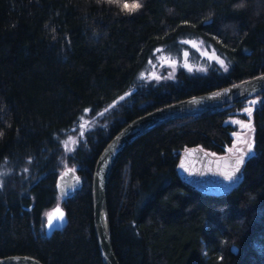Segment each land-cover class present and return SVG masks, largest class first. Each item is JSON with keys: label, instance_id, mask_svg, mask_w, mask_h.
<instances>
[{"label": "trees", "instance_id": "obj_1", "mask_svg": "<svg viewBox=\"0 0 264 264\" xmlns=\"http://www.w3.org/2000/svg\"><path fill=\"white\" fill-rule=\"evenodd\" d=\"M134 2L141 7L123 9ZM184 39L212 47L225 65L182 69L142 87L149 61ZM263 73L264 0H0V259L106 264L93 179L111 139L149 112ZM249 102L253 154L241 186L224 197L188 186L181 155L192 148L229 155L236 132L229 119ZM111 105L104 126L65 153L63 136L81 115ZM69 167L83 186L63 200V226L49 231L43 215ZM107 207L119 264H264V95L140 137L112 172Z\"/></svg>", "mask_w": 264, "mask_h": 264}, {"label": "water", "instance_id": "obj_2", "mask_svg": "<svg viewBox=\"0 0 264 264\" xmlns=\"http://www.w3.org/2000/svg\"><path fill=\"white\" fill-rule=\"evenodd\" d=\"M264 95V73L245 81L181 100L130 121L118 132L100 155L93 179L94 222L99 247L106 264H119L111 242L110 220L107 207V189L112 172L126 150L149 131L169 122L201 115L222 107L254 100ZM251 142H253V134ZM214 157L200 148L186 150L180 158L181 179L194 190L214 197L230 195L243 183L246 160L253 154ZM242 163L237 165V161ZM83 181L73 168L66 169L58 179V195L70 199L81 189ZM58 224L54 221L53 230ZM237 253V249L233 250ZM0 264H43L28 255H13L0 259Z\"/></svg>", "mask_w": 264, "mask_h": 264}, {"label": "rangeland", "instance_id": "obj_3", "mask_svg": "<svg viewBox=\"0 0 264 264\" xmlns=\"http://www.w3.org/2000/svg\"><path fill=\"white\" fill-rule=\"evenodd\" d=\"M220 61H223L222 58L217 55L212 47L200 41L184 39L180 42L177 50H161L157 52L155 57L149 61L147 67L141 72L139 81L143 82V87L150 85L152 81L159 83L161 80H173L176 78L178 71L182 69L189 73H206L210 67L218 63L222 65ZM223 65H225L224 61ZM114 105L97 113L94 117H91L90 111H86L81 115L79 121L63 136L62 145L65 153L69 154L74 151L82 143L84 136L88 132L104 126L105 121H107L110 113L115 108ZM249 109H251L250 115ZM252 111V102H249L241 112H238L237 116L229 119V123L236 127L233 146L227 150L229 155H231L233 150L237 149H242L247 154L250 152L249 145H251L252 129L255 128ZM245 115L246 118H243ZM246 125H250V127H246ZM81 133L83 134L81 135ZM57 208L63 213V221L58 220L57 226L61 227L65 223L66 213L63 199L59 198L54 206L44 212L43 222L47 229H49L47 226L48 214Z\"/></svg>", "mask_w": 264, "mask_h": 264}, {"label": "snow or ice", "instance_id": "obj_4", "mask_svg": "<svg viewBox=\"0 0 264 264\" xmlns=\"http://www.w3.org/2000/svg\"><path fill=\"white\" fill-rule=\"evenodd\" d=\"M123 9L128 10V11H134L138 8L141 7V5L138 2H134L132 4H128V3H124L122 5ZM187 43V42H186ZM221 64H223V61H220ZM123 99V98H122ZM249 111V115L251 113V109L248 110ZM102 115V114H101ZM246 127H250V125H246ZM83 133H81L82 135ZM251 145H249V151H251ZM240 163H242V160H238L237 161V165H239ZM59 220V221H63V213L60 211L59 208H57L56 210H54L52 213L48 214V219H47V226L49 229H51L54 226V221Z\"/></svg>", "mask_w": 264, "mask_h": 264}, {"label": "flooded vegetation", "instance_id": "obj_5", "mask_svg": "<svg viewBox=\"0 0 264 264\" xmlns=\"http://www.w3.org/2000/svg\"><path fill=\"white\" fill-rule=\"evenodd\" d=\"M239 152L244 153V151L242 149H239V150L237 149V150H233L232 153H231V155H234V156L235 155H239Z\"/></svg>", "mask_w": 264, "mask_h": 264}, {"label": "bare ground", "instance_id": "obj_6", "mask_svg": "<svg viewBox=\"0 0 264 264\" xmlns=\"http://www.w3.org/2000/svg\"><path fill=\"white\" fill-rule=\"evenodd\" d=\"M252 134H254V132H253V131H252ZM251 144H252V142H251ZM244 153H245V152H244ZM249 153H250V152H249ZM249 153H248V154H249ZM246 154H247V153H246Z\"/></svg>", "mask_w": 264, "mask_h": 264}]
</instances>
